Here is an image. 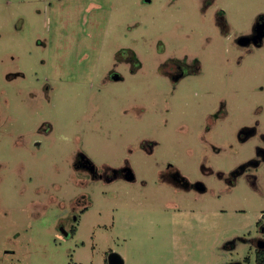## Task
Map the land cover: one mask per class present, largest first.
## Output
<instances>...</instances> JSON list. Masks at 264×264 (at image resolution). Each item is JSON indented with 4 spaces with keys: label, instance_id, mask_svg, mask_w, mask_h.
Listing matches in <instances>:
<instances>
[{
    "label": "rangeland",
    "instance_id": "1",
    "mask_svg": "<svg viewBox=\"0 0 264 264\" xmlns=\"http://www.w3.org/2000/svg\"><path fill=\"white\" fill-rule=\"evenodd\" d=\"M261 13L264 0H0V264H256L264 193L218 170L264 145V46L238 42ZM169 162L208 191L159 181ZM126 166L136 181L114 176Z\"/></svg>",
    "mask_w": 264,
    "mask_h": 264
},
{
    "label": "flooded vegetation",
    "instance_id": "2",
    "mask_svg": "<svg viewBox=\"0 0 264 264\" xmlns=\"http://www.w3.org/2000/svg\"><path fill=\"white\" fill-rule=\"evenodd\" d=\"M227 11L223 6L220 9L219 13L215 14V22L219 25L225 35L229 36V26L227 25ZM238 42L244 46H250V52H255L256 49L262 48L264 46V14L261 13L256 16L254 25L249 33H242L238 37ZM179 67V72L169 73L171 78L175 81L179 80L183 76V69L181 66ZM113 77L118 74H112ZM264 76V73H263ZM120 78V76H119ZM260 90L264 91V85L260 86ZM262 108V107H261ZM255 127H246L242 128L239 132V137L242 141H246L251 136H253L256 132ZM262 139L264 140V132L261 134ZM264 145H258L256 153L252 156L246 155V157L239 162L236 166L231 168L229 172L218 170V175L220 177H224V181L228 185V187H235L236 184L243 179V182L253 187L256 191H261L264 193ZM260 174H258V170ZM121 176L128 182H134L137 180V174L132 171L130 166H126L120 170H116L114 172V176ZM159 181L164 183H170L176 188L182 189L184 191L195 190L197 192H207L208 184L203 180H192L188 175H185L181 172V170L174 166L172 163H168L165 170H162L159 174ZM113 177V178H115ZM112 178H109L111 181ZM230 190V189H228ZM198 196L195 198L197 199ZM168 206V205H167ZM177 208V207H173ZM194 208V206H192ZM251 241L257 245V248H264V209L260 211V215L256 220V232H254L251 237ZM263 245V247H260ZM257 249V250H258ZM256 250V251H257Z\"/></svg>",
    "mask_w": 264,
    "mask_h": 264
},
{
    "label": "water",
    "instance_id": "3",
    "mask_svg": "<svg viewBox=\"0 0 264 264\" xmlns=\"http://www.w3.org/2000/svg\"><path fill=\"white\" fill-rule=\"evenodd\" d=\"M115 78H119V76L115 75ZM260 247H263V245H260ZM108 263L109 264H125V260L121 254H119L116 251H112L108 255ZM226 264H239V262H230Z\"/></svg>",
    "mask_w": 264,
    "mask_h": 264
},
{
    "label": "trees",
    "instance_id": "4",
    "mask_svg": "<svg viewBox=\"0 0 264 264\" xmlns=\"http://www.w3.org/2000/svg\"><path fill=\"white\" fill-rule=\"evenodd\" d=\"M256 264H264V248H259L255 255Z\"/></svg>",
    "mask_w": 264,
    "mask_h": 264
}]
</instances>
